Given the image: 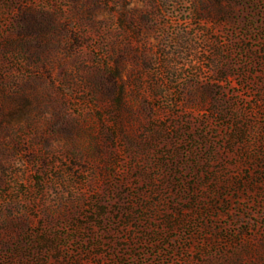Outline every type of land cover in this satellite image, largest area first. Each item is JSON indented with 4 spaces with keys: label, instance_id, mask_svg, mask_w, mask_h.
Masks as SVG:
<instances>
[{
    "label": "rangeland",
    "instance_id": "1",
    "mask_svg": "<svg viewBox=\"0 0 264 264\" xmlns=\"http://www.w3.org/2000/svg\"><path fill=\"white\" fill-rule=\"evenodd\" d=\"M0 264H264V0H0Z\"/></svg>",
    "mask_w": 264,
    "mask_h": 264
}]
</instances>
